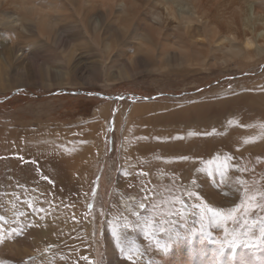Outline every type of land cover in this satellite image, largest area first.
<instances>
[{
    "label": "rangeland",
    "instance_id": "rangeland-1",
    "mask_svg": "<svg viewBox=\"0 0 264 264\" xmlns=\"http://www.w3.org/2000/svg\"><path fill=\"white\" fill-rule=\"evenodd\" d=\"M5 39L21 45L27 55L40 57L39 53L30 51L34 42L26 38L24 30L10 33L0 27V44L4 45ZM91 43L85 33L69 31L54 49L43 50L42 61L37 60L34 69L31 66L33 75L25 76L28 69L24 70L22 64L10 70L0 66V194L9 193L0 195V216H4V221H0V264H161L163 257L180 263L185 259L192 264H264V233L261 232L264 149L255 151L248 145L264 139V98L260 97L264 85L257 84L264 80V66L256 67L252 74L215 71L203 80L201 75H196L188 83L173 77L156 80L144 70L134 80L117 83L108 80V74L114 75L115 68L104 66L99 48ZM116 44L123 45L118 39ZM63 51L73 55L70 64L59 59ZM211 97H217V103L208 110L211 114L201 119L199 126L188 123L196 120L190 117L193 114L189 112L190 107L204 99L211 102ZM135 103L167 105L161 109L162 114L169 113L167 123L144 118L142 127H138L127 120L135 118L130 115ZM108 104H111V114L106 115L101 110ZM126 104L129 106L124 110ZM155 110H152V119ZM120 112L122 125L117 127L116 115ZM182 116L186 121H182ZM150 124L157 125L156 130L163 131L164 135L156 139L143 135L147 132L143 129H149ZM99 125L107 127L104 133ZM204 125L212 132L208 138H204V133H209L202 128ZM128 130L133 134L129 138ZM136 130L148 144L153 146L157 142L156 150L161 149L164 139L187 144L188 137L198 134L202 140L218 138L219 157L223 160L232 156L231 166L223 176L215 168L204 170V167L189 166L186 164L192 158L184 151L173 163L183 160L186 164L174 166L171 158L167 160L159 153L151 155L148 148L144 150L147 156L138 154V163L127 169L125 145L128 148L130 141L141 138L133 133ZM93 131L99 137H91ZM168 132L175 137L169 138ZM67 150H70L72 165L64 155ZM185 156L188 159L181 158ZM149 157L155 160L154 165ZM33 160H39V165ZM74 172L80 175L79 179H71ZM45 176L49 179H44ZM237 178L245 180L246 185H239ZM17 182L24 187L38 182L37 191L44 192L51 204L37 205L35 199L29 202L33 207H47V211L31 216L29 209L10 195L12 185ZM173 184L175 189L170 195ZM245 186L247 195L256 196L255 202L261 205L247 217H241L249 221L250 227L236 226L231 221L221 228L202 226L195 222L191 211L179 205L183 201L189 207L208 204L215 208H233L240 203ZM185 189L195 196L189 197ZM138 202L157 204L156 219H165L163 231H157L153 225L147 234L136 231L125 239L119 212ZM173 207L181 215L169 216L168 210ZM74 208L78 209L73 211ZM20 212L25 215L20 216ZM62 219H70L75 227L62 229ZM167 219L174 223L168 224ZM25 223L29 226L21 229L20 225ZM54 227L59 231L55 239H50L48 232ZM178 228L183 234L175 238ZM113 230L121 235L119 247ZM201 232H209L210 238ZM232 240H247L253 246L241 245L233 255V249L226 247V241ZM113 247L117 250L114 253Z\"/></svg>",
    "mask_w": 264,
    "mask_h": 264
},
{
    "label": "bare ground",
    "instance_id": "bare-ground-1",
    "mask_svg": "<svg viewBox=\"0 0 264 264\" xmlns=\"http://www.w3.org/2000/svg\"><path fill=\"white\" fill-rule=\"evenodd\" d=\"M0 27L10 33L22 29L26 38L33 40L30 51L39 53L38 58L27 55L22 46L12 40L5 39L4 45L0 44V66L10 70L22 64L24 70L28 69L26 72L20 69L25 76L32 74L31 66L41 59L44 49H54L63 34L73 30L85 33L92 40L91 44L99 48L104 66L115 68L114 75L108 74V80L117 83L134 80L144 70L156 80L173 77L187 82L196 75H201L203 80L215 71L252 74L256 67L264 66V0H0ZM117 39L123 45L118 46ZM59 59L70 64L73 55L63 51ZM257 84L264 85V80ZM262 92L260 97L264 98V87ZM213 99L217 102V97ZM110 105H105L101 111L106 114ZM166 106L157 107L156 103L135 106L133 114ZM99 128L103 129L102 133L107 129L105 125ZM133 133L143 137L138 130ZM127 135V138L133 136L130 130ZM91 137L99 135L93 131ZM140 140L130 141L128 148L125 145L127 169L138 163V152L147 148V143ZM248 145L255 151L263 150L264 139ZM64 155L72 165L70 150ZM79 178L74 172L71 179ZM114 215L112 213V218ZM60 227L71 230L75 224L70 219H62ZM58 231L55 228L48 232L49 238L55 239ZM111 251L117 250L113 247ZM181 262L192 264L185 259ZM160 263L182 264L168 257L161 258Z\"/></svg>",
    "mask_w": 264,
    "mask_h": 264
},
{
    "label": "snow or ice",
    "instance_id": "snow-or-ice-1",
    "mask_svg": "<svg viewBox=\"0 0 264 264\" xmlns=\"http://www.w3.org/2000/svg\"><path fill=\"white\" fill-rule=\"evenodd\" d=\"M109 99H115V100H123L125 97H110ZM115 111H113V115L115 114ZM215 131V129H213ZM196 133H190V135H195ZM204 135H210V133L205 132ZM21 160H23V157H19ZM182 159H188V157H181ZM232 156L224 157L223 160L219 156L216 157L215 160H206L201 161V164L204 166V170H210L212 168H215V171L218 172L221 176L225 175L226 170L231 166L229 164V161L232 160ZM33 163H35L37 166L39 165V160H33ZM238 164V161H237ZM239 171H243V169H239ZM44 179H49L48 177H43ZM5 181L8 180V177H4ZM175 180V178H173ZM51 182V181H49ZM237 183L239 185H246V181L243 179L237 178ZM7 186V185H6ZM13 192L10 194L13 196L14 199L18 203H23V205L29 209V212L31 216L38 215L41 212L47 211V207L41 208V207H33V204L29 201L35 199V202L37 205L44 204L46 206H49L51 204V201L48 200L46 194L41 191H37L39 188L38 182H34L32 187H24L19 182L17 184L12 185ZM17 189H19V193H17ZM175 189V184H173V188L169 189V194L171 195ZM188 192L189 197L195 196V193H193L190 190L185 189ZM238 192L241 191V189L237 190ZM243 197L240 199V203L236 205V207L233 208H215L210 207L208 204H194L189 207L187 204H185L183 201H179V205L181 208L187 209L188 211H191L192 215L196 218L195 222L198 224H201L202 226H208L213 229L215 228H221L228 224V222H232L236 226H241L243 224L246 227H250L249 221L247 219L241 220V217H247L254 208L259 209L261 205L257 204L256 196L249 197L247 195V188L246 186L243 188ZM0 195H9V193L4 192ZM21 197H24V200H21ZM2 206V205H0ZM15 207V205H13ZM91 207V205H89ZM135 208L137 210L133 211L132 209ZM157 204L151 203L146 205L145 203L138 202L136 205L129 206L124 208L123 210H120L119 216L121 218V227L123 229L122 235L125 239L128 238V235L130 233H135L136 231L144 232L147 234L148 230H151L153 228V225H155V229L157 231H163V226L165 223V219L157 220ZM140 210H143L141 212ZM127 212L128 215H125L124 213ZM181 215L180 211L173 207L168 210V215ZM20 216H24L25 213L20 212ZM129 217H132V219H129ZM43 217H41L42 219ZM30 219V217H29ZM0 221H4V216H0ZM168 224H173L174 221L172 219H167L166 221ZM254 223V222H253ZM29 225L27 223L20 225L21 229L24 227H28ZM225 232H227V228L225 227ZM261 232L264 233V225L261 227ZM183 234V230L179 229L176 232L175 238H179ZM196 234V233H193ZM199 234H202L206 237L210 238L209 232H201ZM113 235L115 237L117 246H120L121 243V235L117 234L115 230H113ZM174 238V239H175ZM215 242V241H214ZM241 245L245 247H252L253 245L249 243L247 240L243 241H226V247H231L233 249V255H235V250L239 248ZM221 248H224V245L220 246ZM124 251L123 249H121ZM128 259H133V256L130 254L128 255Z\"/></svg>",
    "mask_w": 264,
    "mask_h": 264
},
{
    "label": "crops",
    "instance_id": "crops-1",
    "mask_svg": "<svg viewBox=\"0 0 264 264\" xmlns=\"http://www.w3.org/2000/svg\"><path fill=\"white\" fill-rule=\"evenodd\" d=\"M212 101L209 102L207 101L208 99H204V100H201V103L199 105H196L195 106H192L190 107L191 111H189L190 113L192 112L193 114H191L190 117H193V118H196V120L194 121H187L188 123L190 124H195V126H199V124L201 123L200 120L205 118V117H208L211 113L208 111L209 109H212V107L214 106L213 103H217L216 100L213 99V97H211ZM149 105H155V104H152V103H135L133 104L132 108H131V116L135 117V118H130L128 117L127 120H130L132 122H134L138 127H142L143 123H141V121H143L144 118H148L149 121L153 122L154 120L157 121V122H163V123H167V118L169 117V113L168 114H162L161 113V109H156L154 114V119H152V110L153 109H150L148 108L150 111L147 113L144 112L142 114H136L134 115L133 114V108L135 106H149ZM189 109V108H188ZM189 109V110H190ZM110 110H111V105H110V109L109 110H105L106 112V115H109L111 114L110 113ZM184 112V111H183ZM121 114L122 112L120 113H117V118L119 119V121L117 120V127H121L122 125V121H121ZM214 117H217V115H214ZM182 121L185 120V118L182 116ZM188 120V119H187ZM186 121V120H185ZM158 128L157 125H151L149 126V129L145 130L143 128L144 131H147L145 134L143 135H146V134H149L151 137H153L154 139L160 137L159 135H164L163 131L162 132H159L158 130H156ZM202 128H204V131H209L210 134H212V132H210L209 128L207 127V125H204ZM156 133V134H155ZM166 135L169 136V138H171L170 136H174L173 133H166ZM201 134H198L197 137L193 136V137H188L187 138V144L185 143H178V140H175L174 141H170L168 142L167 139H164V140H161L163 142V144H161V149H158L156 150V147H157V142H153V146L150 144H148L143 137L139 138V139H142L144 140L147 144V148L145 149L148 150V148L151 150L152 154H162L163 156L167 158H171L170 160L172 161V165L174 166H179V165H185L186 163L181 160V161H178V164L176 163H173L175 160H179L177 159L178 155H180V153L182 151H184L185 154L189 155L191 158H192V161L189 163V164H186V165H196V166H199V167H204L202 164H201V161H206V160H215L217 156H219V140L218 138L215 139V140H211V141H207V139H204L202 140V138H200ZM202 137V136H201ZM209 135H205L204 138H208ZM140 140V141H142ZM143 141V142H144ZM144 142V143H145ZM164 143L167 145V148L166 146L164 145ZM183 146L185 147V149H183ZM160 148V147H159ZM144 149L139 151L138 154H144L145 156H147V154H145L144 152ZM150 155V156H151ZM162 156V157H163ZM149 160L151 162V165H154V159L149 157ZM168 160V159H167ZM168 166L170 164L166 163ZM212 176V174H211ZM212 181V179H211Z\"/></svg>",
    "mask_w": 264,
    "mask_h": 264
}]
</instances>
